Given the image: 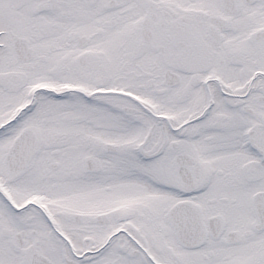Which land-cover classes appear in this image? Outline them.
<instances>
[{
  "label": "snow or ice",
  "instance_id": "snow-or-ice-1",
  "mask_svg": "<svg viewBox=\"0 0 264 264\" xmlns=\"http://www.w3.org/2000/svg\"><path fill=\"white\" fill-rule=\"evenodd\" d=\"M0 264H264V0H0Z\"/></svg>",
  "mask_w": 264,
  "mask_h": 264
}]
</instances>
